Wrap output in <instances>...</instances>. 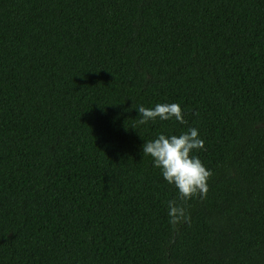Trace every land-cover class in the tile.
I'll list each match as a JSON object with an SVG mask.
<instances>
[{
    "label": "trees",
    "instance_id": "16d2710c",
    "mask_svg": "<svg viewBox=\"0 0 264 264\" xmlns=\"http://www.w3.org/2000/svg\"><path fill=\"white\" fill-rule=\"evenodd\" d=\"M188 127L172 225L141 146ZM0 264H264V0H0Z\"/></svg>",
    "mask_w": 264,
    "mask_h": 264
},
{
    "label": "clouds",
    "instance_id": "9594fccd",
    "mask_svg": "<svg viewBox=\"0 0 264 264\" xmlns=\"http://www.w3.org/2000/svg\"><path fill=\"white\" fill-rule=\"evenodd\" d=\"M140 117L138 123L145 124L174 119L179 124L185 123V113L177 102H160L151 107H135ZM204 149V140L196 127H188L178 133L158 132L148 140H143L141 151L151 157L154 169L159 170L162 179L176 190V196L166 202L169 223L175 225L180 220H187L186 202L207 193V180L210 170L196 155Z\"/></svg>",
    "mask_w": 264,
    "mask_h": 264
}]
</instances>
